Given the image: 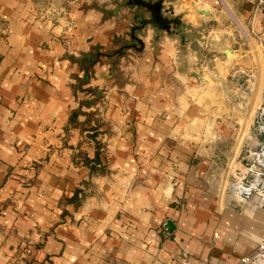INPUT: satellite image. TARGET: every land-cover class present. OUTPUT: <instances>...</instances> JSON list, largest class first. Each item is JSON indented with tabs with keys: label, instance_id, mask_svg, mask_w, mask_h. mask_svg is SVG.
<instances>
[{
	"label": "crops",
	"instance_id": "obj_1",
	"mask_svg": "<svg viewBox=\"0 0 264 264\" xmlns=\"http://www.w3.org/2000/svg\"><path fill=\"white\" fill-rule=\"evenodd\" d=\"M122 1L0 0V264H239L264 237L225 178L251 127L211 121L239 87L253 99L264 4L204 0L184 39L149 29L119 53L137 18ZM199 28L209 57L239 54L218 81Z\"/></svg>",
	"mask_w": 264,
	"mask_h": 264
},
{
	"label": "water",
	"instance_id": "obj_2",
	"mask_svg": "<svg viewBox=\"0 0 264 264\" xmlns=\"http://www.w3.org/2000/svg\"><path fill=\"white\" fill-rule=\"evenodd\" d=\"M122 4L126 7H136L137 18L131 31V41L126 43L119 53L131 49L139 52L143 51L145 48L143 37L147 36L149 29L155 31L157 39L165 35L177 36L184 39L188 30L186 22L191 18L190 13L195 17L196 15L205 17H210L212 15L211 8L204 0H123ZM212 27L213 26L210 25L209 28L212 29ZM195 32H197V29H195ZM196 34L197 36H195L194 44L202 52V62L206 67L213 70L216 69L217 74L215 80L218 81L220 76H226L227 70L236 62L239 54L236 50L226 49L224 51L226 59L223 61L209 57L215 49L214 45L216 40L213 35H210L209 32H206L205 29L202 28H199ZM238 90L239 91L233 96L236 98L240 96L243 102L249 101L250 95L240 87ZM217 105L219 104L217 103ZM210 109V105L206 104L205 111H210ZM260 111H264V104ZM214 118L215 114H212L211 121ZM254 130H257L255 126ZM165 227L168 231H173L175 229V223L169 220Z\"/></svg>",
	"mask_w": 264,
	"mask_h": 264
},
{
	"label": "rangeland",
	"instance_id": "obj_3",
	"mask_svg": "<svg viewBox=\"0 0 264 264\" xmlns=\"http://www.w3.org/2000/svg\"><path fill=\"white\" fill-rule=\"evenodd\" d=\"M220 3L221 4H219V6L220 7L222 6L221 8L222 10H224V8L226 9L228 8L227 5L225 6L223 5L222 2ZM237 33H238L239 38L236 40L237 41L236 45L239 46L245 40H244L243 34H241L240 32H237ZM245 48L247 47L245 46ZM248 49H250L249 46H248ZM257 56L258 57L256 60L259 66V70H258L259 72L258 73L255 72V78L251 82V85L253 87V95H252L253 99L247 102H243L240 96L236 98L235 96H232L230 93H228L229 102L225 103L226 98L223 99L221 103L219 104V108L220 107L221 108L215 114L216 116L225 118L227 120H231L233 122L239 120L241 121L242 125H247L251 127V133L249 134V136L251 137L250 141L253 142V146H246V144L244 143L246 135L240 134L239 143L241 144L244 143V145L239 151L238 160L232 163L231 166L225 167V176H226L225 178L229 179L228 187L230 191L232 190V186L236 182H238L239 178L241 177V173L244 172L245 168L247 167V157L249 155L248 150H252V151L257 150L261 146L262 142L264 141V135H261L258 133L257 130L256 131L254 130V126L256 129H258L259 125L264 123V116L261 115L262 111H260L261 107L264 104V91L262 92V95L260 97L256 99L254 98L255 84L258 81L259 76H262V78L264 79V72L262 71V63H264V58L262 57L261 51L259 52ZM249 60H251V58H249ZM209 112L210 111H206L207 114H209ZM221 118L219 119L221 120ZM262 240H264V237H262L260 241L257 243L256 250L250 255L243 256L240 259L239 264H244L243 262L244 259L252 256L254 253H256V251H258ZM253 264H264V262H256Z\"/></svg>",
	"mask_w": 264,
	"mask_h": 264
},
{
	"label": "built area",
	"instance_id": "obj_4",
	"mask_svg": "<svg viewBox=\"0 0 264 264\" xmlns=\"http://www.w3.org/2000/svg\"><path fill=\"white\" fill-rule=\"evenodd\" d=\"M254 1V0H249ZM258 3L264 4L263 0ZM264 116V111L261 113ZM258 133L264 135V123L259 125ZM247 167L241 173L238 182L232 186L231 192L242 202H250L257 199V204L264 209V141L261 146L255 150H248ZM244 264H253L256 262H264V240L256 253L243 260Z\"/></svg>",
	"mask_w": 264,
	"mask_h": 264
},
{
	"label": "flooded vegetation",
	"instance_id": "obj_5",
	"mask_svg": "<svg viewBox=\"0 0 264 264\" xmlns=\"http://www.w3.org/2000/svg\"><path fill=\"white\" fill-rule=\"evenodd\" d=\"M53 20V19H52Z\"/></svg>",
	"mask_w": 264,
	"mask_h": 264
}]
</instances>
